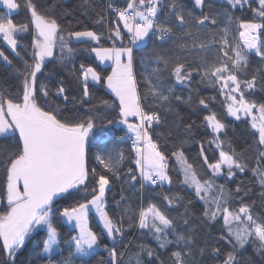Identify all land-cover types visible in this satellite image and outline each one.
<instances>
[{"label": "snow or ice", "instance_id": "snow-or-ice-1", "mask_svg": "<svg viewBox=\"0 0 264 264\" xmlns=\"http://www.w3.org/2000/svg\"><path fill=\"white\" fill-rule=\"evenodd\" d=\"M193 2L194 7L201 12L191 22L183 14L179 0H173L167 7L171 9L178 26L187 28L186 42L178 43L177 48L181 51L200 50L203 53L200 63L189 67L179 55H158L157 66L144 79L145 91L142 94L134 72L133 48L150 34L158 36L161 41L173 35L172 26L162 24L158 19L165 7L163 0H127L123 8L109 5V11L116 17L114 27L108 29L107 39L112 41L109 47L98 46L104 37L103 33L89 29H64L51 11L40 10L35 0H25L24 7L30 13L29 23L18 24L10 16L12 10H18L22 5L18 0H0V4L9 10L8 14L0 15V38L19 56L18 46L24 34L28 33L31 54V63L24 62L18 93L14 96L0 94V136L16 140L15 150L0 154V166L5 170V183L0 190V206L3 208L0 212V242L9 254V259L24 247L33 233L43 230L46 232L43 251L50 258L49 264H52L53 253L60 251L61 242V233L53 223L56 213L78 229L71 240L73 256L87 257L99 245V236L89 224L93 212L114 242L122 241L124 237V218L114 217L107 211L106 193L111 183L109 176L90 167L88 162V145L96 128L95 121L91 116L82 122L71 121L63 118L54 107H45L52 90L42 83L38 84L37 74H42L46 61L54 56L61 62L71 59L74 49L69 44L72 41L94 42L97 46L92 47L91 52L95 53L96 58L101 62H111V72L105 77L95 68L82 64L78 78L82 81L84 97L89 96L90 81L91 86L101 84L114 96L112 101H102L117 114L108 123L125 126L134 152L133 162L142 181L154 186L173 183L169 175V156L153 139V125L159 124L161 119L155 101L169 99L161 87L165 76L183 85L190 82L196 73L201 81L214 87L219 85L228 115L250 123L258 145L252 172L264 186V103H256L245 95L246 91L256 86L255 77L242 80L238 75L247 67L250 55L255 54L264 61V0H258L259 7L253 9L255 19L232 20V27L224 28H212L217 25V20L204 14L205 0ZM226 5L238 11L245 5L250 6V0H226ZM106 20V13L101 9L97 12L96 22L104 25ZM125 39L127 44L124 43ZM209 50L214 52L211 59L207 55ZM0 58L12 63L2 50ZM64 92L65 87L61 83L55 93L63 95ZM149 95L153 97L154 103H146ZM63 98L68 99L67 96ZM41 100L45 103L42 104ZM199 103L207 108L205 100L201 99ZM204 121L206 127L215 134L211 143H215L219 149V158L212 163L204 154L203 145L200 148L205 171H210L211 176L201 178L180 146L174 148L170 155L175 157L176 170L183 176L182 183L193 188L195 194L205 202L204 217L211 221L222 218L227 232V236L222 238L231 245V250L222 252L220 248L214 247L211 255L219 260V264H238V250L244 249L249 243L264 251V217L255 215L248 204H241L234 210L231 208V192L226 191L223 184H217L216 179H231L237 171L244 172L247 165L230 147L224 149L220 133L225 129V124L218 119L217 114L211 112L204 116ZM98 159L106 173L117 175L123 155L119 159ZM132 171L129 169V172ZM129 179L134 185L137 174L133 173ZM240 191L238 186L236 192ZM63 198H72L75 203L55 208ZM164 199L170 205L174 202L168 196ZM188 222L187 218L183 219L184 224ZM138 228L151 233L160 248H165L173 243L168 240V236L175 233L176 225L155 204H149L139 209ZM181 241L185 248L171 253L170 264H194L192 253L187 247L193 243L192 240L177 234L175 242L178 244ZM139 247L140 252L135 254L136 264H141V253L159 259L153 249L143 245ZM109 255V264H125L124 253L116 247L109 250ZM62 264H73L72 257L62 261Z\"/></svg>", "mask_w": 264, "mask_h": 264}, {"label": "trees", "instance_id": "trees-1", "mask_svg": "<svg viewBox=\"0 0 264 264\" xmlns=\"http://www.w3.org/2000/svg\"><path fill=\"white\" fill-rule=\"evenodd\" d=\"M22 5L20 9L10 18L14 22L29 23L30 13L24 7L25 0H18ZM127 0H37L39 9L51 11L56 16L58 22L66 30H95L103 33L101 47L112 46V41L107 39L109 27H114L116 17L109 11V5L113 8H123ZM165 7L161 10L159 21L165 25H171L173 35L161 41L158 36L149 35L148 41L143 46H135L134 72L137 75L138 89L143 94L145 91L144 79L152 74L156 67L158 55H179L185 60L189 67H195L200 63V56L203 54L198 49L181 51L177 48L180 42H186L185 33L187 28H181L171 15V9L167 7L173 0H163ZM182 5V12L190 22L201 12L194 7L193 0H179ZM258 0H250V6L245 5L242 10H232L222 0H205L203 9L204 14L214 17L217 25L212 28L232 27L231 21L255 19L253 9L258 8ZM103 9L107 20L104 25L96 22L97 12ZM8 14L0 8V15ZM191 14V15H189ZM191 27V24L189 25ZM194 30V29H193ZM205 31H208L207 29ZM264 39V37H262ZM127 44V39L124 40ZM29 34L25 33L21 40L17 56L0 38V50L12 61L7 63L0 58V94L15 95L21 86V72L24 69L25 61L31 63L29 49ZM97 46L94 42L80 43L72 41L69 47L74 49L71 59L63 62L57 60L55 56L46 61V67L42 69V74L38 75V84L42 83L52 90L48 103L45 107H54L59 111L63 118L71 121L87 119L91 116L96 123L93 135L90 136L88 145V162L90 167H95L98 172L107 174L111 181L109 190L106 193L107 211L114 217H123L124 237L121 240L110 242L101 229L98 221L91 217L90 224L93 231L99 236L100 247L90 253L87 257L73 256L74 247L72 237L77 231L64 222L61 215L56 213L53 223L61 233L60 251L53 255L52 264H62V261L72 257L73 264H109V250L116 247L124 253L125 264H136L135 254L140 252L141 245L151 248L159 256L149 258L146 253L140 254L141 264H170L171 253L185 248L183 241L178 244L175 242L178 235H183L192 240L188 249L192 253L194 264H219L218 259L211 255V249L220 248L222 252L231 250V245L222 237L227 236L226 229L223 227L222 218L215 221L207 220L204 217L205 202L194 192L193 188L182 183L183 176L176 168L175 157L170 155L171 151L180 146L188 161L194 165L201 178L211 176L210 171H205L206 166L202 163L200 148L203 145L204 154L208 156L209 162H216L219 158V149L215 143L211 128L206 127L204 116L215 112L218 119L225 124V129L220 133V139L224 141V149L231 150L240 155L247 165L244 172H236L231 179L224 177L216 179L217 184H223L225 190L231 192L230 206L234 210L241 204L251 205L255 215L264 217V186L258 178L253 175L252 169L255 167L257 158V142L253 136L250 123L236 120L227 114L225 97L219 91V85L212 86L206 81H201L198 74L194 73L192 80L181 85L176 83L174 78L165 76L161 87L164 95L169 97L168 101H155L157 111L160 114V123L153 126V139L156 140L161 150L169 156V175L173 183L153 186L143 182L138 175V170L134 164V154L131 148L118 138L128 135L125 127L119 124H109L108 121L116 118V112L106 107L102 101H112L114 96L101 84L91 86L89 96L84 97L82 92V81L78 78L81 72V65L95 68L102 77L110 74L112 66L103 65L96 58L91 48ZM218 47V46H214ZM57 51V55H58ZM211 59L214 52H207ZM19 70V71H18ZM243 79L255 77L256 86L250 91H246L247 98L256 103H264V61L254 54L250 55L248 65L239 73ZM65 87L63 95H56L55 90L60 84ZM171 89V91H169ZM63 96H67L65 100ZM179 96L180 99H176ZM203 99L207 108L199 101ZM45 103L43 100L40 101ZM146 103H154L152 96H147ZM191 125V128H189ZM16 147V140L0 136V154H7ZM121 154L123 159L117 169V175L106 173L103 166L99 163V157H112L119 159ZM132 169V172H129ZM137 174L135 184L130 182L129 177ZM5 183V170L0 166V190ZM143 185V186H141ZM240 187L241 191L236 192ZM165 196L173 198V204H169L164 199ZM75 203L72 198L60 199L55 208L59 209ZM155 204L169 218L173 219L176 225L175 233L168 236V240L173 243L165 248H160L159 242L153 238L151 233H145L138 228V212L141 207ZM3 211L0 206V212ZM188 219V224L183 223V219ZM46 240V232L41 230L33 233L22 249L16 252L12 259L3 249L0 242V264H49V257L43 251V244ZM236 259L238 264H264V251L259 250L254 244L249 243L244 249L238 250Z\"/></svg>", "mask_w": 264, "mask_h": 264}, {"label": "rangeland", "instance_id": "rangeland-1", "mask_svg": "<svg viewBox=\"0 0 264 264\" xmlns=\"http://www.w3.org/2000/svg\"><path fill=\"white\" fill-rule=\"evenodd\" d=\"M222 1L226 2V0H222ZM35 2L37 3V0H35ZM37 5H38V8H40V7H39V3H37ZM147 41H148V38H147L146 40L142 41L141 43H139V44L136 45V46H137V47H139V46H143V45H145V44L147 43ZM90 82H91V81H90ZM130 120H132V118H130ZM119 125H120V124H119ZM121 126H123V125H121ZM123 127H125V126H123ZM109 187H110V186H109ZM92 216H94V219H96V220L98 221V224L100 225L101 229L103 230V232L105 233V235H106V237L109 239V241L113 243L114 241H113L110 237L107 236L106 231L104 230L102 223L99 221L98 217L95 215L94 212H93L92 214H90V220H91V217H92ZM90 220H89V224H90ZM64 222H65L66 224H68L71 228L75 229V228L73 227L72 224L67 223L65 220H64ZM90 227H91V224H90ZM75 230L78 232V229H75ZM99 247H100V242H99L98 247H97L96 249H94L92 252H94V251H96L97 249H99ZM92 252H91V253H92ZM56 253H57V252H54L53 255H55ZM45 255L48 256L46 253H45ZM78 257H79V256H78Z\"/></svg>", "mask_w": 264, "mask_h": 264}, {"label": "built area", "instance_id": "built-area-1", "mask_svg": "<svg viewBox=\"0 0 264 264\" xmlns=\"http://www.w3.org/2000/svg\"><path fill=\"white\" fill-rule=\"evenodd\" d=\"M158 19H159V15H158ZM133 51H134V48H133ZM255 55V54H254ZM155 125V124H154ZM153 125V126H154ZM129 135V134H128ZM128 135H125V137H123V139H122V137L121 138H118V140L119 141H123V142H125L130 148H131V140H129L128 139ZM132 150V149H131ZM133 151V150H132ZM133 154H134V152H133ZM154 186V185H153ZM157 186H160V185H155V187H157Z\"/></svg>", "mask_w": 264, "mask_h": 264}, {"label": "crops", "instance_id": "crops-1", "mask_svg": "<svg viewBox=\"0 0 264 264\" xmlns=\"http://www.w3.org/2000/svg\"><path fill=\"white\" fill-rule=\"evenodd\" d=\"M0 8H3L7 13L9 12V10L6 9L2 4H0ZM17 11H18V10H12V14L16 13ZM98 60H99V59H98ZM100 62H101V61H100ZM101 64L112 66L110 61H108V62H101Z\"/></svg>", "mask_w": 264, "mask_h": 264}]
</instances>
